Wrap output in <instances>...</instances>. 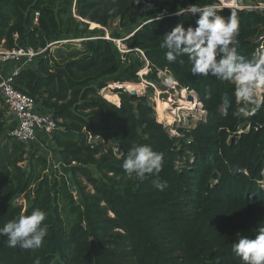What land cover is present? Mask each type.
Here are the masks:
<instances>
[{"label":"trees","instance_id":"obj_1","mask_svg":"<svg viewBox=\"0 0 264 264\" xmlns=\"http://www.w3.org/2000/svg\"><path fill=\"white\" fill-rule=\"evenodd\" d=\"M215 3L0 0V47L10 50L21 40L38 50L65 41L47 47L44 58L22 69L13 86L52 112L56 153L72 184L47 174L44 156L28 154L4 135L0 109V228L34 208L47 213L48 225L35 250L10 248L0 236V264H244L233 243L241 236L254 238L264 226V100L253 115L240 114L243 105L236 102L234 85L193 75L187 56L169 64L167 49L160 48L177 24L196 27L198 13L176 15L178 10ZM217 11L225 17L231 12ZM236 14L238 52L251 60L264 58V15ZM112 20L126 32L123 51L103 35L81 36L88 29L85 22L105 28ZM160 74L172 75L176 88L194 91L202 104L204 115L188 133L169 134L156 118V105L154 110L146 96L125 89L138 92L144 80L147 88L167 91ZM112 85L124 86L111 91L119 104L101 94ZM225 93L231 99L226 116L219 112ZM139 145L164 157L159 174L143 181L122 168L128 152ZM156 179L166 181L163 191L154 187ZM21 197L29 200L26 207L15 202Z\"/></svg>","mask_w":264,"mask_h":264},{"label":"clouds","instance_id":"obj_2","mask_svg":"<svg viewBox=\"0 0 264 264\" xmlns=\"http://www.w3.org/2000/svg\"><path fill=\"white\" fill-rule=\"evenodd\" d=\"M135 3L139 4L140 0H135ZM185 12L199 14L196 27L185 29L183 24H177L163 36L160 48L167 49V62L172 64L178 62L179 57L187 56L193 75L211 76L231 83L234 85L236 102L243 105L239 113L253 115L264 100L260 95L264 90V58L251 60L238 52L236 37L240 22L236 12L232 11L225 17L218 13L215 4H193L175 14L182 15ZM179 63H183V60H179ZM164 83L172 87L177 81L169 75ZM220 100L219 112L226 116L231 99L225 93ZM253 105L255 107H250ZM163 161L162 153L148 145H139L128 152L122 168L128 175L134 174L143 181L148 175H158L163 168ZM153 185L160 191L167 187L166 181L159 179L154 180ZM46 218L45 211L34 208L31 214H21L7 222L0 228V236H6L5 243L10 248L39 249L48 233V225L44 223ZM256 232L254 238L241 236L233 243L232 251L241 257L244 264H264V226L258 227Z\"/></svg>","mask_w":264,"mask_h":264},{"label":"built area","instance_id":"obj_3","mask_svg":"<svg viewBox=\"0 0 264 264\" xmlns=\"http://www.w3.org/2000/svg\"><path fill=\"white\" fill-rule=\"evenodd\" d=\"M217 10L229 11H255L264 15V0L241 4L238 0H216ZM38 13H35V21ZM18 36L14 34V40ZM105 39H109L106 38ZM110 40V39H109ZM65 41H56L47 47ZM118 46V45H117ZM118 46L120 51L125 49L124 45ZM46 48L35 50L31 47H16L7 50L0 47V98L4 104V135L22 144L27 153L42 155L47 160V174L64 176L68 186L69 174L64 171V165L59 161L56 147L54 145L53 133L57 127L51 111L43 110L35 100L28 95L17 91L13 86L14 78L22 69L29 68L38 58H44ZM10 62H15L9 65ZM177 133V132H175ZM178 135V134H175ZM91 142V140H89ZM118 149H114L117 153ZM19 199H16L17 203Z\"/></svg>","mask_w":264,"mask_h":264},{"label":"rangeland","instance_id":"obj_4","mask_svg":"<svg viewBox=\"0 0 264 264\" xmlns=\"http://www.w3.org/2000/svg\"><path fill=\"white\" fill-rule=\"evenodd\" d=\"M139 23H140V21L135 22L133 25V28H135ZM81 33H82V35H81L82 37H91V38L92 37L93 38L99 37V36L103 35L104 37L111 39L115 44H117L120 47H122L121 46V45H123L122 40L124 39V37L126 35V32L118 27V21L117 20H112L108 24V26L105 28L102 26L98 27V26L89 24L87 31L81 32ZM73 41H79V40H73ZM18 44L22 47H25V44L21 40L19 41ZM13 63H15V62H10L9 65H11ZM164 76H165L164 74H160V77H162L163 80L165 81L166 79H164L165 78ZM139 85H140V88L138 90V93H140V95L146 96L150 100V102L153 103L154 110H155V105H156V109L159 110V115L161 116V118L163 117L162 119L159 118V116L157 115V112L155 110L157 120L159 122H161L163 125H165V127L167 128V131L172 136H179L180 130L188 131L190 128H193L196 125L197 121L201 118V116L204 115V111L202 109V104L199 101V99L197 98L196 93L194 91H187L185 89L187 92V95L192 96V100H189V102H193L194 107L192 109H189V108L184 109V104H187V102L181 101L182 103H180V98H181V96L184 98V93L186 94V92L181 90L180 88H176L175 85H173L172 87H169L165 84L169 88V90L164 91V92L160 91L156 86H153L151 88H149V87L147 88L148 85L146 84V82L144 80H141ZM112 87H114V86H108L105 90L101 91L102 96H105V94L111 95L112 94V92H111ZM125 89L127 90L128 88H125ZM163 96H165V97H163ZM169 99L172 100L171 104L165 103ZM185 99H187V97L184 98V100ZM110 101L113 102L114 104H118L119 98H117L116 102L113 100H110ZM179 107L181 108L180 110H178ZM0 109L5 111V107H4V104L1 101V99H0ZM173 112L176 114H171ZM168 114H171L173 117V123L171 125H167L166 121L164 120L165 118L168 117ZM175 132H177V133H175ZM175 134H178V135H175ZM26 165H27V161H25L22 164L23 167H25ZM89 170L92 173V176H94L95 178L99 177L98 172L95 170V168L93 166H89ZM80 180L82 181V183L84 185H87V189L92 192L90 185L87 183L86 179L84 177H80ZM262 184L264 185V182H262ZM18 199L19 200H18L17 204H22L25 207L29 204V200L24 198V197H21Z\"/></svg>","mask_w":264,"mask_h":264},{"label":"bare ground","instance_id":"obj_5","mask_svg":"<svg viewBox=\"0 0 264 264\" xmlns=\"http://www.w3.org/2000/svg\"><path fill=\"white\" fill-rule=\"evenodd\" d=\"M112 86H116V85H112ZM119 86V85H118ZM128 91H131V90H136L137 91V89H136V87H130V88H128L127 89ZM182 90V89H181ZM183 91H185L186 92V90L184 89ZM181 96V95H180ZM105 97L106 98H108V99H110V100H113V101H117V96H114L113 94H111V95H109V94H105ZM187 97V92H186V94L184 93V98H186ZM184 98L181 96V98H180V103H182L181 101H184V102H187V104H184V109L185 108H189V109H192L193 107H194V104H193V102H189V100H187V99H185L184 100ZM171 102H172V100L171 99H169V100H167V102H165V103H170L171 104ZM119 104V103H118ZM169 104V105H170ZM181 108L179 107L178 108V110H180ZM177 110V109H176ZM171 114H176V113H171ZM171 114H168V118H170V119H167V118H165L164 120L166 121V124L167 125H171L172 123H173V117H172V115ZM160 118H161V116H160ZM163 118V117H162ZM161 118V119H162Z\"/></svg>","mask_w":264,"mask_h":264},{"label":"water","instance_id":"obj_6","mask_svg":"<svg viewBox=\"0 0 264 264\" xmlns=\"http://www.w3.org/2000/svg\"><path fill=\"white\" fill-rule=\"evenodd\" d=\"M85 23H87V24H91V23H89V22H85ZM97 28V27H96ZM137 30V29H136ZM135 30V31H136ZM133 34V33H132ZM131 34V35H132ZM164 79H167V78H164ZM115 88H124V86L123 85H119V86H114ZM114 87H112V89L114 88ZM132 96H136V95H140V93H138L136 90H131V91H128ZM187 99L188 100H192V96L191 95H187ZM185 133H188V131H185Z\"/></svg>","mask_w":264,"mask_h":264}]
</instances>
